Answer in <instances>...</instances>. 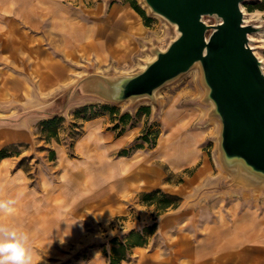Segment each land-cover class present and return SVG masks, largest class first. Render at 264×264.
Returning <instances> with one entry per match:
<instances>
[{"label": "rangeland", "instance_id": "rangeland-1", "mask_svg": "<svg viewBox=\"0 0 264 264\" xmlns=\"http://www.w3.org/2000/svg\"><path fill=\"white\" fill-rule=\"evenodd\" d=\"M245 1L252 19L248 22L264 31V0ZM115 8L137 17L140 30L129 24L117 29L112 17L107 18ZM205 20L213 22L209 16ZM73 26L82 36L73 37ZM97 27L104 33L93 32ZM258 31L254 43L264 45V33ZM175 35V26L152 13L143 0H0V148L9 154V172L18 170L37 186L40 179L55 178L72 157L75 170L84 161L77 141L98 127L96 131L125 142L104 159L129 157L123 159L122 170L133 162L139 181L135 186L143 185L75 205L56 242L61 256L47 252L45 264H109L105 252L117 246L113 238L124 240L131 230L155 221L170 228L167 237L176 249L187 245L191 251L203 237L225 241L226 225L241 217L251 218L261 230L257 236L264 237V185L245 186L222 166L220 122L203 100L199 65L159 88L155 100L112 102L81 89L91 75L112 77L141 69L154 55L152 48H165ZM119 37L131 46L132 54L125 58L124 48L116 44ZM257 51L264 57V46ZM183 151L188 160H183ZM100 152L93 150L89 174L102 165ZM81 178L73 171V183L79 185ZM88 179L86 175L84 182ZM154 189L178 195V206L159 214L156 203L142 201L143 193Z\"/></svg>", "mask_w": 264, "mask_h": 264}, {"label": "water", "instance_id": "water-1", "mask_svg": "<svg viewBox=\"0 0 264 264\" xmlns=\"http://www.w3.org/2000/svg\"><path fill=\"white\" fill-rule=\"evenodd\" d=\"M143 1L175 26L176 35L165 48H152L154 57L143 68L112 77L91 75L82 91L112 102L155 100L159 88L199 65L203 100L220 122L222 166L236 180L241 173L264 185V61L249 45V34L261 26L244 20L245 0Z\"/></svg>", "mask_w": 264, "mask_h": 264}, {"label": "crops", "instance_id": "crops-1", "mask_svg": "<svg viewBox=\"0 0 264 264\" xmlns=\"http://www.w3.org/2000/svg\"><path fill=\"white\" fill-rule=\"evenodd\" d=\"M129 14L130 11L115 8L108 12L107 18L112 17L117 29L129 24L134 31L140 30L141 22L137 17L132 19ZM125 18L126 24L120 26ZM74 27L73 37L82 36V30ZM100 30L99 34L104 33L103 28ZM113 37L114 33L107 35L106 39ZM95 128L88 130L85 136L77 141L79 154L84 159L82 165H76L73 170L72 157L68 165L59 168L55 178L40 179L37 186L32 185L18 170L10 173L12 168H9L7 158L0 161V201L14 202L11 211L0 212V224L19 229L29 235L33 264H45L47 252H53L54 256L58 252V256H61V249L56 242L61 240L63 221L73 218V207L79 202L100 194L104 197L105 194L106 196L121 195L122 191L124 194L126 190L135 191L143 187L142 184H140L141 188L135 186L139 181L136 179L133 162H129V170H122L123 159L128 160L129 157L120 156L114 162L104 159L105 153L125 144L121 136L115 137L109 132L96 131ZM93 150L101 151L102 165L96 169V173L89 174L87 167ZM185 154L186 152L183 151V160L184 158L188 160ZM73 171L80 173V176L82 174L79 185L78 182L73 183ZM86 175H89L87 183L84 182ZM165 213L169 212L165 211L163 215ZM164 224L163 221L157 222L149 242L133 246L129 254L130 258L122 260L121 264H181L184 260L190 261V264H264V237L257 236L256 231L260 229L254 226L249 217H241L230 221L227 227L224 226L228 229L225 232V241L215 236L210 239L203 237L195 243L191 251L187 245L185 248L176 249L167 237L170 228ZM221 232L223 230H220L219 234Z\"/></svg>", "mask_w": 264, "mask_h": 264}, {"label": "trees", "instance_id": "trees-1", "mask_svg": "<svg viewBox=\"0 0 264 264\" xmlns=\"http://www.w3.org/2000/svg\"><path fill=\"white\" fill-rule=\"evenodd\" d=\"M135 9L144 18L143 11L136 7ZM85 108L86 107H84L83 109L85 110ZM91 117H93V114H91L90 118ZM50 121H44V123L48 124ZM8 156L9 154L6 151V148L5 147L0 148V160ZM156 195H159L161 199L159 200L152 199V197H155ZM142 201L145 202L146 204L156 203L157 210L159 211L160 214L170 206L177 207L180 201V197L176 194L163 192L160 189H154L148 192H144ZM156 226L157 223L155 221L152 223V225L145 226L141 230H131L124 240H118L117 238H113L112 242L116 243L117 246H113L110 249L111 253L108 254L107 251L105 252V254L109 259V264H120L122 260L128 258V255L130 254L131 248L133 246L146 244L148 242V237L154 233Z\"/></svg>", "mask_w": 264, "mask_h": 264}, {"label": "clouds", "instance_id": "clouds-1", "mask_svg": "<svg viewBox=\"0 0 264 264\" xmlns=\"http://www.w3.org/2000/svg\"><path fill=\"white\" fill-rule=\"evenodd\" d=\"M13 201H0V212L11 211ZM0 264H33L29 235L0 224Z\"/></svg>", "mask_w": 264, "mask_h": 264}, {"label": "bare ground", "instance_id": "bare-ground-1", "mask_svg": "<svg viewBox=\"0 0 264 264\" xmlns=\"http://www.w3.org/2000/svg\"><path fill=\"white\" fill-rule=\"evenodd\" d=\"M246 1H243L242 3H241V8H242V11H243V17H244V20L246 21V22H248V21H251L252 19H249V14H250V12L248 11V10H246V8L244 7V3H245ZM244 4V5H243ZM158 16V15H157ZM126 24V21H124V22H122L121 23V25L120 26H124ZM101 29V28H100ZM100 29H98V27L95 29V30H93V32L94 31H96L97 33H101V30ZM100 30V31H99ZM257 33V32H256ZM256 33H250L249 34V38H250V43H249V45L251 46V48L253 49V51L257 54V56H258V58L260 59V60H262V61H264V57H262L259 53H258V51H257V48H259V47H261V46H264V45H260V44H257V43H254V42H256V41H259L256 37H255V34ZM261 33H264V31H258V34H261ZM87 38H90V37H88L87 36ZM116 44L119 46V47H123L124 48V53H125V55L123 56V58H125V56H127L128 55V53H130V51H131V46L129 45V44H125V38L124 37H119L117 40H116ZM152 56V55H151ZM154 57V55L151 57V58H153ZM150 58V57H149ZM150 58V59H151ZM144 65H145V63H142L141 64V68H143L144 67ZM186 141V140H185ZM237 175V177H238V179L245 185V186H253V187H258L259 185H255V183L254 182H252L248 177H246L244 174H241V173H236ZM142 249V248H141Z\"/></svg>", "mask_w": 264, "mask_h": 264}]
</instances>
